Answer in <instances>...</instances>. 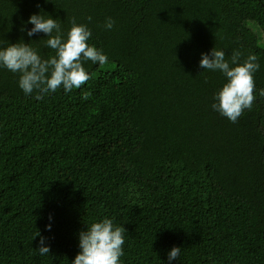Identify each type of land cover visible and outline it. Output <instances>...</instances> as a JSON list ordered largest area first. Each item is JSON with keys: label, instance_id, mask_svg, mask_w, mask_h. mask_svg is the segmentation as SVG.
Here are the masks:
<instances>
[{"label": "trees", "instance_id": "obj_1", "mask_svg": "<svg viewBox=\"0 0 264 264\" xmlns=\"http://www.w3.org/2000/svg\"><path fill=\"white\" fill-rule=\"evenodd\" d=\"M38 11L87 24L108 59L42 99L0 69V264H71L101 217L125 229L122 264H167L173 246L174 264H264V0H0V46L54 55L21 30ZM212 48L258 56L235 123L211 108L225 81L199 66Z\"/></svg>", "mask_w": 264, "mask_h": 264}, {"label": "clouds", "instance_id": "obj_2", "mask_svg": "<svg viewBox=\"0 0 264 264\" xmlns=\"http://www.w3.org/2000/svg\"><path fill=\"white\" fill-rule=\"evenodd\" d=\"M91 21V17L87 18ZM22 31L29 37L43 33L47 40L44 46L53 50L54 55L43 58L38 49L25 43L21 38L15 43L0 46V69H6L17 75L18 87L25 95L36 92L37 99L54 93L62 88L65 93L80 89L90 79L84 62L104 64L107 55L95 45L90 44L92 33L85 23H78L76 17L69 21L65 32L56 18L41 11L30 14ZM115 21L108 17L104 23L106 30H112ZM29 41H33L29 39ZM199 66L211 72L219 71L225 81L213 95L211 108L231 122L235 123L246 109H251L254 97V74L259 71L260 63L257 54L249 52L241 60V53L234 51L230 60L225 58L222 49L213 48L208 53H201ZM264 95V92L261 93ZM89 93L83 92L81 98L87 100ZM51 221V216H49ZM78 233V249L71 264H122L124 255V228L115 226L111 218L101 217L85 224ZM51 230V223L47 224ZM40 237V256L49 255L50 249L39 231L32 238ZM181 247L173 246L167 253V264L179 261Z\"/></svg>", "mask_w": 264, "mask_h": 264}]
</instances>
